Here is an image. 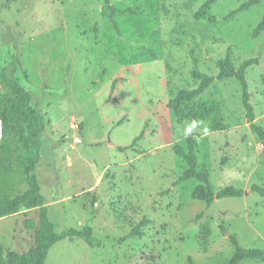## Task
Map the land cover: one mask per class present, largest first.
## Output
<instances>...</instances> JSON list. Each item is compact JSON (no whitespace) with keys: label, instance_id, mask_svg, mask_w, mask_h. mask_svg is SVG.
<instances>
[{"label":"rangeland","instance_id":"1","mask_svg":"<svg viewBox=\"0 0 264 264\" xmlns=\"http://www.w3.org/2000/svg\"><path fill=\"white\" fill-rule=\"evenodd\" d=\"M205 1L0 0V72L45 117L37 174L50 218L58 232L90 226L97 240L64 239L45 264H228L234 235L264 250V197L252 191L264 188V147L239 81L216 80L183 121L169 108L197 88L194 71L217 76L228 55L237 68L256 58L246 78L264 128V33L253 38L264 0L231 19L248 0H219L196 20ZM8 93L0 82V109ZM191 136L214 191L233 186L242 197L208 205L192 197L199 181L178 182L188 166L174 147ZM27 189L21 169L0 163V198ZM38 211L0 219L6 252L34 246L24 221L38 222Z\"/></svg>","mask_w":264,"mask_h":264},{"label":"trees","instance_id":"2","mask_svg":"<svg viewBox=\"0 0 264 264\" xmlns=\"http://www.w3.org/2000/svg\"><path fill=\"white\" fill-rule=\"evenodd\" d=\"M219 0H206L195 14L196 20H203L212 6ZM110 3V0H107ZM261 0H248L236 11L230 13L227 19L235 17L238 13L248 11L258 5ZM114 10L113 6H110ZM264 33V15L253 31V38H259ZM259 60L249 59L238 68L234 65L231 56H226L217 63L219 72L217 76H210L198 70L193 72V77L199 81L197 88L182 90L177 97L169 102V108L173 110L179 121L188 116L187 107L200 97L216 81L234 78L242 86V102L246 111L247 120L253 133L262 142L264 147V128L256 123V112L251 102V93L246 78L249 68L257 65ZM0 82L8 88V95L3 99L0 109V163L8 170L19 168L23 172L24 180L28 185L25 192L14 197L0 198V219L14 215L22 211L39 210L38 222L32 218H26L24 224L28 230H35L34 246L23 253L17 251L6 252L0 239V264H45L52 247L64 239H83L90 246H96L97 240L90 226L83 229L70 228L65 232H58L49 215L46 205V197L42 192V186L37 174V168L41 161L45 142L46 122L44 115L32 106V96L18 81L11 78L5 70L0 72ZM198 142L194 136L187 140V148L180 145L174 147L175 153L187 163V169L178 180L181 184L190 179L199 181L193 191L195 200L213 204L216 200L225 197H242L243 190L233 186L214 191L211 175L207 168L200 167L197 157ZM252 191L264 197V188L258 185L252 187ZM210 233V230H208ZM134 235L140 234L139 226L133 230ZM231 241L236 247V252L228 264H240L247 259L264 262V250L245 249L239 245L237 237L231 236Z\"/></svg>","mask_w":264,"mask_h":264},{"label":"built area","instance_id":"3","mask_svg":"<svg viewBox=\"0 0 264 264\" xmlns=\"http://www.w3.org/2000/svg\"><path fill=\"white\" fill-rule=\"evenodd\" d=\"M0 127H1V124H0Z\"/></svg>","mask_w":264,"mask_h":264}]
</instances>
